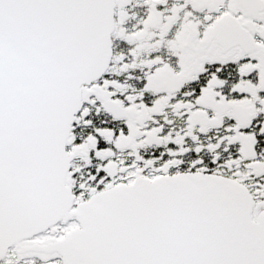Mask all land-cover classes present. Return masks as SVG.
I'll return each mask as SVG.
<instances>
[{"label":"snow or ice","instance_id":"6c2138e0","mask_svg":"<svg viewBox=\"0 0 264 264\" xmlns=\"http://www.w3.org/2000/svg\"><path fill=\"white\" fill-rule=\"evenodd\" d=\"M0 264H264V0H0Z\"/></svg>","mask_w":264,"mask_h":264}]
</instances>
